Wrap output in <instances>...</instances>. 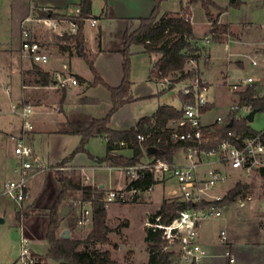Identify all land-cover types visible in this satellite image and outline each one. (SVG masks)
Masks as SVG:
<instances>
[{
	"label": "rangeland",
	"instance_id": "1",
	"mask_svg": "<svg viewBox=\"0 0 264 264\" xmlns=\"http://www.w3.org/2000/svg\"><path fill=\"white\" fill-rule=\"evenodd\" d=\"M6 1L7 0H0V19L8 10V5L5 4ZM180 1L181 0H165L162 3V7L165 9H176V7L179 6ZM220 2L221 5L216 3L215 0H212V4L209 5L211 17H208L209 20L207 21V24L205 23L206 13L203 8V1L196 0L190 3L198 33H204V28H207V26L209 27L201 38L211 33V20H217L215 23L216 33L212 35V41L209 44L211 57L212 47L214 44H217V46L214 47L215 50H213L212 61L210 63H204L202 59H200L197 64L187 62L185 66L187 67V70L197 71L196 74L191 75L192 79L199 74V76L206 78L211 83L209 96L211 100L216 102V104L207 113L205 117L206 120H212L217 115H226L229 112V104L237 98L236 95L228 89L227 84L225 83L226 80L231 82L248 75L259 76L261 78L264 77V69L259 66H252L250 63L251 57L254 55H259L264 58V0H244V3L238 8L229 7L223 20L230 22L232 26H230L229 23L221 22L219 19V16L225 12L224 10L229 4L228 0H220ZM92 3V17L100 19L102 17L105 1L92 0ZM190 6L188 5L187 7H184L182 13L186 17H189L192 22V11ZM72 10L73 9H70L66 12L69 13ZM33 16L32 12L30 17L32 18ZM106 24L107 23L101 19L98 21L97 25L92 28L97 30L99 26H108V24ZM41 28H44V31L40 36L41 38L44 37L45 40L39 38L40 41L46 43L52 52L56 51L58 49L57 46H55L57 43L56 36L51 35L48 30L46 31L45 26ZM44 32H46V34ZM32 34L34 36L33 31ZM196 36L200 37L198 35ZM227 43L230 45L229 49L225 48ZM137 47L136 44L132 46V70L130 76V79L133 81L132 88L136 92V89L139 88V86H142L143 89H146L147 87L150 91L152 90L154 94L150 97L141 98L138 101H136L137 99L131 94L133 97L132 100L136 102L131 101L133 103L120 108L111 118L110 123L112 127L118 129L134 125L135 122L143 116L152 115L160 102L164 101L166 104L172 105L176 108L182 106L179 95H181L180 89L182 88L181 82H183V80H175L177 76H167L169 79L177 81L178 84L176 83V85H174L175 88L171 90H164V93L158 92L159 84L156 82L151 81L145 84L144 81L151 71L154 62L151 61L149 55L137 52ZM108 56L109 57L100 58L97 64L103 74L110 79L109 81L115 82L117 72L119 71V73H121L122 71V59L116 54H110ZM12 58L17 61L21 60V67L26 66L25 69H23L24 76H26V80L32 84L33 75H28L27 70L29 71V69L33 67V61L31 62V59L24 54L21 48L16 51ZM0 60L2 63H6L7 60L12 59L10 56L3 55L0 57ZM79 66L81 67L78 69L79 71L94 77V73L85 61L80 60ZM210 67L211 69L207 74L208 77H206L205 70ZM260 84H258V88L264 90V85ZM20 91L21 85L17 82L12 88L13 97L15 98ZM88 94L100 99V103L92 108L91 113H94L97 116H105L111 107L110 93L108 89L104 85L98 84L91 87ZM138 95H140L139 92ZM28 103L32 104L33 102L22 101L18 103L17 101L18 106ZM67 104L71 111L78 112L74 97L71 95L67 98ZM12 105L13 102L10 97H8L6 85L1 81L0 107H2L4 111H7L8 114L13 115L14 109L12 108ZM16 112L19 114V111ZM62 116V113L54 107L37 105L33 106V112L30 119L37 129L38 125L41 127L43 124L46 126H55L61 121ZM19 118L22 122V116L20 114ZM251 126L258 130L264 128V112L260 111L257 113L256 119L251 123ZM80 141L81 139L78 135L41 133L36 137L34 147L43 160L49 163L51 160H58L60 157L69 156L76 147L79 146ZM7 148L9 151H14V146H11V144H9ZM86 148L93 156H90L87 152H79L74 156L77 163L85 165V167H83L84 171L82 168L70 166L69 162L71 160L62 164L61 162L64 160L62 159L57 164L67 168L64 170L50 168L40 172L36 176V180H41V183L43 184L40 194L37 198H35V196H29L22 204H19L11 197L2 194L4 190V186L2 188V183L7 179L8 175L6 173V157L3 152L5 148H0V217L4 218V222L0 223V264H21L22 232L16 221L18 210H21L23 213L29 211L28 215L24 213L22 217L24 216V221L29 223L31 229L30 235L32 241L29 242V247L38 257V260L42 262L41 264H61L60 262L46 258L49 244L44 235L49 223V217L39 213L40 210L52 206L58 195L57 189L59 184L56 181L57 172L62 171L67 175L77 176L76 178H80L85 185L90 184L87 182H92L91 184L93 187L103 189L105 194L108 188L100 187L101 181L97 179L99 175L104 174L106 177V186L110 188L123 186L125 178L128 180V176L122 169L123 165L112 164V161L110 160L106 161H108V165L111 164V166L114 167L113 169L105 167L100 170L93 169V167L90 166L92 160L95 159V155L101 156L99 157L100 162H102L101 158L106 155L107 144L104 138L92 137L88 141ZM120 152L121 151L119 150L113 151L111 154L116 157L123 156ZM125 153L130 155L132 154V150L129 148ZM181 157V152H179L178 156L175 157V160L180 161L182 159ZM99 166L100 165H98V167ZM237 182H242L243 187L234 199L225 205L223 217L206 220L203 223L204 226L202 230L206 231L209 229L211 233H219L222 227L225 225H231L230 222L238 217L239 221L241 220L247 224L248 222L245 220L248 218L246 217L248 213H245V210L251 208L255 204H261L264 206V198H262L264 196V175L261 171H255L250 177H243V175L236 173V176L215 185L212 188L211 193L216 198L222 196L225 197L230 190L237 185ZM176 187L177 185L174 180L157 183L151 192L142 193L134 202L111 203L109 208L111 213L110 218H108L107 215V224L110 227L109 238L111 242L93 245L92 249L97 251L110 250L113 258H115L120 264H146L150 256L148 244L146 242L147 223L150 221V217L157 213L164 200H167L168 202L177 200L175 195H171V192ZM248 195H252L253 199L248 201L244 208L239 205L240 198H246ZM81 197H83L81 192L72 191L71 194L61 203L59 211L60 214L66 213V215L74 219L75 223H73L72 228H74V237L76 239L86 238L93 227V222L84 227H79L76 224V217L79 214V209H71V206L73 207V202ZM250 218L255 224L258 222L262 224L264 222L258 212H255L254 216ZM228 219L229 222L227 221ZM69 223V218H64L62 220V227H67ZM232 227L233 230H237V226H234V224L231 228ZM249 237H251V235Z\"/></svg>",
	"mask_w": 264,
	"mask_h": 264
},
{
	"label": "built area",
	"instance_id": "2",
	"mask_svg": "<svg viewBox=\"0 0 264 264\" xmlns=\"http://www.w3.org/2000/svg\"><path fill=\"white\" fill-rule=\"evenodd\" d=\"M80 7L74 8L69 13L78 14ZM28 17L26 20H32ZM49 31L51 35L63 37L65 34H74L77 31V23L75 20H65L61 18L43 17L34 18ZM191 20V19H190ZM92 26L98 22L97 18L88 19ZM213 23L211 28H213ZM216 32L202 38V42L206 49L202 54V61L210 63L209 44L212 41V35ZM229 43L226 44L229 49ZM21 49L35 63L46 66L50 62V55L45 45L36 39L28 25L23 26ZM189 62L197 64V60L191 59ZM252 66H259L264 69V58L259 55L251 57ZM68 64H63V69H68ZM55 77L61 87L68 85L71 80L73 84H77L78 80L67 78L60 73H56ZM146 80H152L159 84L160 92L175 88L177 81L168 77L157 78L148 74ZM180 89V99L182 106L178 108L181 111L180 118L171 122L170 135L174 141L190 142L181 152L180 161H170L167 158L146 157L141 162L134 165L123 166L122 169L128 176V184L118 188H111L106 191L103 202L107 207L111 203H128L137 200L144 192H151L153 187L143 190L129 184L136 179L143 178L146 172L153 174L157 183L174 180L177 187L171 192L175 195L177 201L191 202L193 204L203 201H214L223 198H216L212 193V188L218 183L225 182L228 179L240 175L250 177L255 171L264 169V128L258 130L251 126L255 121L259 110L254 114L253 120L249 121L247 115L256 107L254 106V98H262L264 101V90L258 88L261 83L259 76L248 75L235 81L225 83L228 89L236 95L235 101L229 104V112L226 115H217L212 120H206L205 117L216 102L210 99L209 90L211 83L204 77L197 74L193 79L188 77L183 80ZM251 85H255L257 92L243 101L240 99V93H243ZM261 85V84H260ZM16 111L22 116L23 129L21 133L13 136L14 153L17 156L16 175L8 179L4 185L2 194L7 195L22 204L29 197V187L31 181L45 169L54 168L56 170H64L67 167L57 163H47L37 153L30 141L31 132L35 129L30 117L33 112V105L28 103L18 106L14 105ZM231 116L236 120H246L248 129L229 130L225 137L221 138L217 145L207 147L211 144L214 134ZM139 142L146 140L143 133L137 136ZM125 145V142H120ZM117 151V150H115ZM252 195L246 198H240L239 205L244 207L248 201L252 200ZM92 200L83 197L74 201L71 209L78 208L79 214L76 217L77 225L84 227L93 222V205ZM225 206L211 205L208 207L192 206L178 212L177 217L169 224L160 221V216L156 217L155 222L149 221L148 227L153 231L160 230V237L163 241V250L172 252L170 261L167 264H202L203 259L207 255L206 250L200 244L199 228L209 219L223 217ZM70 213V211H69ZM24 217V216H23ZM22 217V252L20 256L21 264H41L38 257L29 247L32 241L30 235V226ZM221 238L225 240L227 234L225 230L221 231ZM227 255L230 254L227 251Z\"/></svg>",
	"mask_w": 264,
	"mask_h": 264
},
{
	"label": "trees",
	"instance_id": "3",
	"mask_svg": "<svg viewBox=\"0 0 264 264\" xmlns=\"http://www.w3.org/2000/svg\"><path fill=\"white\" fill-rule=\"evenodd\" d=\"M107 1V0H106ZM165 0H154V7L151 14L147 17L119 19L114 14H110V18L119 20L124 24V28L120 30V46L118 49L110 48V52H117L122 57L123 78L119 85L112 86L108 84L97 70L94 60L86 51L85 44V25L88 19L91 18V0H80L77 7H80L78 14L68 13L66 11L57 10L54 8L34 7V15L38 18L53 17L65 20H75L77 23V31L74 34H65L61 38L72 39L75 41L76 53L83 57L94 73L92 85L102 84L111 92L112 106L108 113L101 118H94L91 121L80 122L70 121L67 124L65 131L78 134L81 136V141L78 147L66 158L62 164L72 160L79 152H88L86 145L92 137L105 136L107 139V153L101 158L102 161L110 160L117 165H134L141 162L146 157L167 158L174 161L179 152H182L188 147L190 142L174 141L170 135V125L173 120L180 118L181 111L168 104L159 105L155 113L151 116L142 117L131 128L125 130H114L109 127L112 116L125 104L133 101L131 95L132 81L130 79L132 63V46L141 44L146 52L151 54H159L160 57L156 60L153 66V74L157 78L167 76H177L175 80H184L197 71L185 70L186 63L194 59L199 61L202 57L204 46L202 38L197 37L193 30V25L189 17L183 13L161 14L162 3ZM203 7L206 10L208 17H211L209 5L212 0H202ZM244 0H229V4L224 11L229 7H240ZM217 20H213V28L211 32H216ZM35 73L39 76L37 80L42 85L49 84L54 77L42 67L34 64ZM255 85H251L243 93H240V99L253 96L257 92ZM254 106L259 109H264V101L262 98L252 99ZM248 129L246 120H236L231 116L214 134L212 142L207 147L217 145L218 141L225 137L229 130ZM143 133L146 135V140L139 142L137 136ZM125 142L121 145L120 142ZM154 145L159 148L155 154H148L146 148ZM122 148H131L133 156L127 158L125 156L116 157L111 154L115 150ZM264 175V169L261 170ZM77 176L67 175L65 172H57V179L61 189L52 204V206L39 211L40 214L49 217V223L45 232V238L49 244L46 258L52 259L61 264H120L113 258L110 250L97 251L92 249L93 245L110 243L109 238L110 227L107 224V208L103 202L105 191L98 189L92 185H85ZM157 184L153 174L146 172L143 178L133 180L130 186H134L143 190ZM242 182H237V185L223 198L214 201H203L193 204L183 201H167L164 200L156 214L150 217L151 222L156 221V217L160 216V221L164 224L171 223L178 215L180 210L187 209L192 206L208 207L211 205L225 206L228 202L241 191ZM72 191L81 192L83 197L93 202V227L90 233L84 239L62 238L60 230L62 227V217L60 214V205ZM27 215L29 211L24 212ZM21 210L17 211V220L21 225L22 215ZM161 231H153L151 227L146 231V242L148 244L150 256L146 264H167L172 256V252L164 251L163 241L160 237Z\"/></svg>",
	"mask_w": 264,
	"mask_h": 264
},
{
	"label": "crops",
	"instance_id": "4",
	"mask_svg": "<svg viewBox=\"0 0 264 264\" xmlns=\"http://www.w3.org/2000/svg\"><path fill=\"white\" fill-rule=\"evenodd\" d=\"M104 1H105V6L103 8L102 17L100 19L98 18L97 19L98 21L101 19L104 20V22L107 23L108 26L106 27L99 26V28H97L96 30L92 27H95L97 24L92 26L87 21L88 23H86L85 25L86 51L89 54V56L94 60L95 66L99 71V73L101 74V76L104 78V80L112 86H117L121 83L123 78L122 63H121L122 71L121 73H119L118 71L115 78L116 83L109 81L110 79H108V77L103 74V72L101 71V69L98 67L97 64L100 58L109 57L108 55L110 54H116L119 57H121L119 53L110 52L109 49L119 48L121 43L119 37L120 30L123 29L125 25L122 24L119 20L112 19L109 16L112 13L114 14V16H116L119 19L147 17L151 14L153 10L154 0H107V1L104 0ZM215 1L218 4L221 3L220 0H215ZM79 3L80 0H7L5 3L6 5H8V10L1 16L0 19V57L3 55L10 56L12 60H7L6 63H2V61L0 60V69L1 71L3 70L2 72L0 71V82L2 81L6 85L8 97H10L11 101L13 102L12 108L15 110L14 105L17 104V101L18 103L22 101H29V102H33L32 103L33 106L39 105L44 107H54L63 115L61 121H59V123L56 124L55 126H51V125L46 126L45 124H43L41 125V127H39L40 125H38L37 129L35 128L33 130V133L31 132L30 141L33 146L36 137L41 133L78 135L65 131L67 124L70 121L87 122L93 120L94 118L104 117V116H97L94 113H91L92 108L96 104L100 103V99L88 94L90 88L95 86L91 84V82L94 80V77H92L91 75H87L78 70L79 68H81L79 66V61L80 60L85 61V59L76 53L75 41H73L72 39H68V38L65 39V38H61L60 36H56L57 43L55 44V46H57L58 49L54 52H52L48 48V45H46V43H43L41 41L45 45L46 50L50 55V62L46 66H42L41 64L35 63L33 61V67L34 64H37L54 77V79L47 85H42L37 81L39 79V76L35 73L33 67L29 69V71L27 70L28 75L31 74L33 75V83L32 84L29 83V81H27L25 78L26 76H24L23 69H25L26 66L21 67L22 65L21 60L17 61L12 58V56H14L16 51L21 48L22 30L24 25H28L31 28V31H33L34 33V37L35 38L37 37L36 39L45 40L44 37L41 38L40 36V34H43L42 32L44 31V28H41L43 27V25L40 24L36 19H34L37 18L34 15V10H33L35 6H38L40 8H54L57 10L68 11L70 9L76 8L79 5ZM190 3L191 2L187 0L185 1L181 0L179 6L176 7V9H165L162 7L161 14H166V13L174 14V15L181 14L183 8L187 7L188 5L190 6ZM190 9L192 11V25H193L194 33L195 35H198L201 38V36L205 34V32L208 30L209 27L207 26V28L206 27L204 28V33L202 34L198 33L191 6ZM91 10H93L92 0H91ZM32 12L34 15L32 17L33 19L29 21L26 20L28 17H30V14H32ZM227 12L228 10L222 13L219 16V19L221 22L229 23L230 26H232L230 22L223 20V17ZM91 18L93 17L91 16ZM208 20H209L208 15L206 13V22H205L206 24L208 23L207 22ZM44 33L46 34V32ZM136 45L138 46L136 51L149 55L152 62L155 63L156 60L160 57L159 54H151L146 52L143 45L141 44H136ZM215 46H217V44H214L212 47L211 58H213V50H215L214 48ZM63 64H68L69 68L64 70ZM153 66L149 74L154 76ZM210 69L211 67L205 70L206 77H208L207 74L209 73ZM185 70H187V67H185ZM56 73H60L62 76L67 78L75 77L78 80V83L73 84L71 80H69L67 86L61 87L58 83L57 77H55ZM178 75L179 74H177V76ZM151 81L152 80L148 81L145 79L144 83L146 84L147 82H151ZM17 82H19L21 85V91L14 98L12 95V88L13 85ZM261 84L264 85V77L261 78ZM132 86H133V81H132ZM138 92L140 95H138ZM158 92H160L159 88H158ZM109 93L111 100V92L109 91ZM69 94L72 97H74V101L76 104V108L78 109V112H73L68 108L67 98L70 97ZM131 94L137 99L136 101H138L141 98L150 97L154 93L152 92V90L150 91V89H148L147 87L146 89H143L142 86H139V88L136 89V92L131 87ZM133 102L127 103L124 106H127ZM162 104H166V102L164 101L160 102L158 106ZM111 106H112V100H111ZM14 110H13L14 114L10 115L7 113V111H4L2 107H0V148L2 149L5 148L3 152H4V156L6 157L5 164H6V173L8 175L7 179L4 180L2 183V188L8 179L16 175L15 169L17 164V156L15 155L13 150L9 151L7 147L9 146V144H11V146L12 145L14 146L13 136L21 133L23 126L19 118V114L16 112V110L14 112ZM141 118H139L138 120H140ZM138 120L135 122V124L138 122ZM134 125L118 129L112 127L111 123H109V127L114 130L129 129ZM78 136L81 139V136L80 135ZM96 137L104 138L107 144V139L105 136L100 135ZM128 149L122 148L119 149V151H121L120 153L123 156L130 158L133 156V150L130 148L132 150V154L129 155L125 153L127 152ZM66 157L67 156L60 157L58 160H51L50 163H58ZM99 157L101 156L95 155V159L92 160V162L90 163V166L93 167V169L101 170L104 169L105 167L109 169L114 168L113 166H111V164L108 165L107 163L108 161L106 160L100 162ZM113 163L114 162H112V164ZM69 165L82 168V170L84 171L83 167H85V165L77 163L76 158L72 159L69 162ZM98 165L100 166L98 167ZM102 165H108V166H102ZM97 179L101 181L100 187L111 189L110 187L106 186L105 183L106 177L104 176V174L99 175ZM56 181L59 184L57 189V194H58V192L60 191V183L58 179ZM87 183L91 184L92 182H87ZM127 184H128V180H126L125 178V183L123 186ZM42 188H43V184L41 183V180L37 181L35 177L30 183L29 196L32 197L35 196V198H37ZM262 198H264V196ZM246 205L244 206V208L246 207ZM109 208H110V204L107 206L108 218H110L111 216ZM255 212L256 213L258 212L259 216H261V219L264 220V206L261 204H255L251 208L245 210V213H248L246 215V217L248 218L245 220L248 222L247 224L241 220L239 221L238 219L239 217H238L230 222L231 225L229 226L225 225L220 229V232L216 234L211 233L209 229L206 231L202 230L204 226V224H202V226L199 228L198 239L200 244L204 247V249L207 252V255L203 259L202 264H264V222L262 224L259 222L255 224L253 221H251L250 217H253ZM61 217L63 219L68 217L70 220L68 226L61 227V230L64 228H70L71 237L75 238L74 228H72L73 223H75L74 219L70 218L68 215H66V213H62ZM16 221H17V225L21 229V225L17 220V216H16ZM227 221L229 222V219ZM233 224L234 226H237V230H233V227L231 228ZM222 230H225L227 234V238L225 240H222L221 238ZM247 235L249 236L251 235V237ZM227 251H229L230 254L232 255H227Z\"/></svg>",
	"mask_w": 264,
	"mask_h": 264
},
{
	"label": "water",
	"instance_id": "5",
	"mask_svg": "<svg viewBox=\"0 0 264 264\" xmlns=\"http://www.w3.org/2000/svg\"><path fill=\"white\" fill-rule=\"evenodd\" d=\"M189 2H193V1H196V0H188ZM258 111L257 108L253 109L248 115H247V118L249 121H252L253 120V117H254V114ZM146 151L148 154H155L159 151V148L157 146H154V145H151L149 147L146 148ZM4 221V218L0 217V222H3ZM60 236L62 238H70L71 237V234H70V228H64L60 231Z\"/></svg>",
	"mask_w": 264,
	"mask_h": 264
}]
</instances>
